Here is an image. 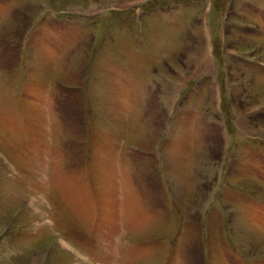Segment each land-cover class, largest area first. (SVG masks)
Listing matches in <instances>:
<instances>
[{"label": "rangeland", "instance_id": "rangeland-1", "mask_svg": "<svg viewBox=\"0 0 264 264\" xmlns=\"http://www.w3.org/2000/svg\"><path fill=\"white\" fill-rule=\"evenodd\" d=\"M0 264H264V0H0Z\"/></svg>", "mask_w": 264, "mask_h": 264}]
</instances>
